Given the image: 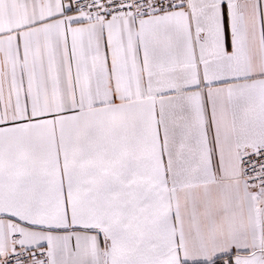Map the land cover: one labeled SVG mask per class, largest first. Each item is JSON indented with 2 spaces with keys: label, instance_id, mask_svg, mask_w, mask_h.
<instances>
[{
  "label": "snow or ice",
  "instance_id": "snow-or-ice-1",
  "mask_svg": "<svg viewBox=\"0 0 264 264\" xmlns=\"http://www.w3.org/2000/svg\"><path fill=\"white\" fill-rule=\"evenodd\" d=\"M0 264H264V0H0Z\"/></svg>",
  "mask_w": 264,
  "mask_h": 264
}]
</instances>
